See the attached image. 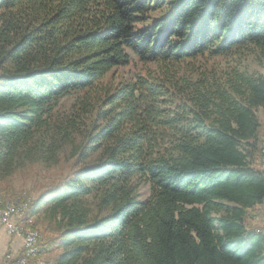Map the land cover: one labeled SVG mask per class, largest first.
<instances>
[{
	"label": "trees",
	"instance_id": "16d2710c",
	"mask_svg": "<svg viewBox=\"0 0 264 264\" xmlns=\"http://www.w3.org/2000/svg\"><path fill=\"white\" fill-rule=\"evenodd\" d=\"M252 54L264 0H0V180L68 165L54 264H264Z\"/></svg>",
	"mask_w": 264,
	"mask_h": 264
},
{
	"label": "rangeland",
	"instance_id": "374dc122",
	"mask_svg": "<svg viewBox=\"0 0 264 264\" xmlns=\"http://www.w3.org/2000/svg\"><path fill=\"white\" fill-rule=\"evenodd\" d=\"M157 12L155 16L159 15ZM246 68L250 73H258L264 75V60L257 54L248 56L245 62ZM260 122L264 125V112L258 110ZM264 144V135L262 145ZM262 155L259 151L255 157L254 167L264 173V165L262 163ZM68 165L56 166L52 169L43 167H28L17 171L14 175L6 180H0V210H5L12 204H20L23 201H29L36 198L43 190H45L51 181L60 177L67 169ZM149 195V188H141V198L144 200ZM29 204L24 208V213L18 218L17 227L20 228L25 235L29 231H33L40 236L41 249L37 256L32 257L33 261L38 264H54V255L61 251V248L55 247L51 243V237H54L58 230L55 225L48 224V220L40 210L33 215L31 223L28 221ZM33 224L35 226H33ZM246 227L250 230H256L264 234V206H257L249 210L246 219ZM21 236V235H20ZM23 236V235H22Z\"/></svg>",
	"mask_w": 264,
	"mask_h": 264
},
{
	"label": "built area",
	"instance_id": "2783aa9c",
	"mask_svg": "<svg viewBox=\"0 0 264 264\" xmlns=\"http://www.w3.org/2000/svg\"><path fill=\"white\" fill-rule=\"evenodd\" d=\"M261 148H264V145H261ZM261 161L264 165V158H262ZM28 204H30V200L23 201L20 204H12L9 207V213L0 214V224L4 226L10 234L19 236L17 231L18 217H21L24 208H26ZM19 237L23 240V254L18 259L8 254L6 256L7 264H37L36 261L32 260V250L41 249V237L34 236V234H27V236Z\"/></svg>",
	"mask_w": 264,
	"mask_h": 264
},
{
	"label": "crops",
	"instance_id": "0c3cea01",
	"mask_svg": "<svg viewBox=\"0 0 264 264\" xmlns=\"http://www.w3.org/2000/svg\"><path fill=\"white\" fill-rule=\"evenodd\" d=\"M29 222L34 216H29ZM32 224V223H31ZM13 255L18 259L23 254V240L21 237L10 234L7 229L0 224V264H7L6 256Z\"/></svg>",
	"mask_w": 264,
	"mask_h": 264
},
{
	"label": "bare ground",
	"instance_id": "6f19581e",
	"mask_svg": "<svg viewBox=\"0 0 264 264\" xmlns=\"http://www.w3.org/2000/svg\"><path fill=\"white\" fill-rule=\"evenodd\" d=\"M264 145V144H263ZM260 153H261V155H262V157L264 158V148H260ZM5 213H9V207L8 208H6L5 210H0V214H5ZM24 213V212H23ZM21 216H22V214H21ZM19 218V217H18ZM17 231H18V234H19V236L21 235H23V236H27V235H25L24 233H23V231L20 229V228H18L17 227ZM27 234H34V236H37V234L35 233V232H33V231H29ZM38 253H39V249L38 250H32V257H34V256H37L38 255ZM38 264V263H37Z\"/></svg>",
	"mask_w": 264,
	"mask_h": 264
}]
</instances>
